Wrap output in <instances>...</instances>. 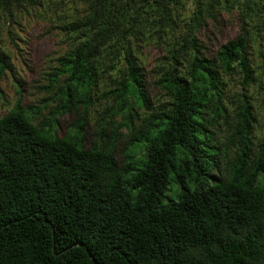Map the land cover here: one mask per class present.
I'll list each match as a JSON object with an SVG mask.
<instances>
[{
	"label": "trees",
	"instance_id": "trees-1",
	"mask_svg": "<svg viewBox=\"0 0 264 264\" xmlns=\"http://www.w3.org/2000/svg\"><path fill=\"white\" fill-rule=\"evenodd\" d=\"M177 1L49 14L67 39L48 73L56 105L44 121L18 102L0 116V264H264V129L253 141L246 94L264 0H195L185 19ZM42 5L0 0V17ZM223 13L236 20L225 40ZM235 74L240 92L225 87ZM103 82L113 102L89 132Z\"/></svg>",
	"mask_w": 264,
	"mask_h": 264
},
{
	"label": "rangeland",
	"instance_id": "rangeland-1",
	"mask_svg": "<svg viewBox=\"0 0 264 264\" xmlns=\"http://www.w3.org/2000/svg\"><path fill=\"white\" fill-rule=\"evenodd\" d=\"M194 2L195 0H178V18L185 19L193 10ZM42 3L41 8H18L10 21L0 17V56L4 57L7 65L0 71V116L18 102L21 106L32 105L39 111V118L44 121L48 112L56 105V101L51 99L55 89L49 91L47 79L52 67L56 66V57L66 48L67 39L56 30L49 31L53 24L51 17L70 16L78 7L77 0H42ZM218 19L223 25L219 39L225 40L234 35L235 14L223 13ZM261 49L264 54V37ZM158 55L160 56V53L157 49L149 46L142 52L141 58H146V63L152 64ZM253 64L258 66L257 80L248 87L246 94L250 96L255 117L252 134L253 141H256L264 129V65L257 58ZM238 82L236 74L231 75L225 79V87L231 92H240ZM113 98L107 83H100L88 109L89 132H92L94 123L107 114V107L113 102ZM72 118L70 114L56 117L58 125L55 133L61 136L68 129ZM215 130L219 138L227 136L221 127H216Z\"/></svg>",
	"mask_w": 264,
	"mask_h": 264
}]
</instances>
